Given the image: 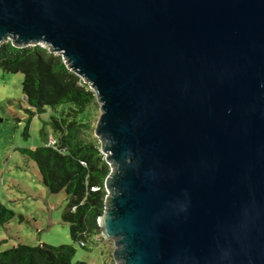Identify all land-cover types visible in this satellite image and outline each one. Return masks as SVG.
<instances>
[{
    "label": "water",
    "instance_id": "1",
    "mask_svg": "<svg viewBox=\"0 0 264 264\" xmlns=\"http://www.w3.org/2000/svg\"><path fill=\"white\" fill-rule=\"evenodd\" d=\"M94 93L114 264H264V0H0Z\"/></svg>",
    "mask_w": 264,
    "mask_h": 264
},
{
    "label": "trees",
    "instance_id": "2",
    "mask_svg": "<svg viewBox=\"0 0 264 264\" xmlns=\"http://www.w3.org/2000/svg\"><path fill=\"white\" fill-rule=\"evenodd\" d=\"M0 69L23 76L21 90L31 116H39L46 109H60L46 123L54 137L47 139L42 129L43 144L19 149V153L34 163L40 183L50 194L65 195L68 205L61 221L68 224L72 243L92 249L86 244L100 233L98 218L104 209L103 185L109 173L100 146L91 137L90 125L81 120L96 103L94 93L66 68L60 56L39 45L20 49L10 42L1 44ZM14 216L0 204V226ZM74 255L72 245L18 244L0 252V264H87L73 262Z\"/></svg>",
    "mask_w": 264,
    "mask_h": 264
},
{
    "label": "rangeland",
    "instance_id": "3",
    "mask_svg": "<svg viewBox=\"0 0 264 264\" xmlns=\"http://www.w3.org/2000/svg\"><path fill=\"white\" fill-rule=\"evenodd\" d=\"M22 80L21 74H7L0 69V204L15 214L7 224L0 226V252L18 244L29 247L72 245L73 262L114 264L113 242L101 233L86 244L92 249L72 243L68 224L61 221V214L68 205L65 195L62 192L50 194L40 183L34 163L19 153V149H34L43 144L42 129L47 139L54 137L46 123L50 115L60 110L46 109L39 116H31L26 111L29 108L22 95ZM99 114V105L95 103L87 109L85 117H81L82 122L90 125L91 137L98 144L93 129Z\"/></svg>",
    "mask_w": 264,
    "mask_h": 264
},
{
    "label": "built area",
    "instance_id": "4",
    "mask_svg": "<svg viewBox=\"0 0 264 264\" xmlns=\"http://www.w3.org/2000/svg\"><path fill=\"white\" fill-rule=\"evenodd\" d=\"M51 143H52V141H51Z\"/></svg>",
    "mask_w": 264,
    "mask_h": 264
}]
</instances>
